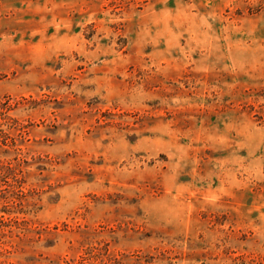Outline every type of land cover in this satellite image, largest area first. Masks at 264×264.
<instances>
[{"label":"rangeland","instance_id":"1","mask_svg":"<svg viewBox=\"0 0 264 264\" xmlns=\"http://www.w3.org/2000/svg\"><path fill=\"white\" fill-rule=\"evenodd\" d=\"M0 264H264V0H0Z\"/></svg>","mask_w":264,"mask_h":264}]
</instances>
